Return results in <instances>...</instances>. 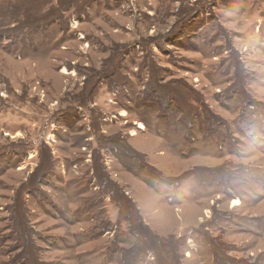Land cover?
<instances>
[{"label": "rangeland", "instance_id": "374dc122", "mask_svg": "<svg viewBox=\"0 0 264 264\" xmlns=\"http://www.w3.org/2000/svg\"><path fill=\"white\" fill-rule=\"evenodd\" d=\"M0 264H264V0H0Z\"/></svg>", "mask_w": 264, "mask_h": 264}, {"label": "bare ground", "instance_id": "6f19581e", "mask_svg": "<svg viewBox=\"0 0 264 264\" xmlns=\"http://www.w3.org/2000/svg\"><path fill=\"white\" fill-rule=\"evenodd\" d=\"M64 71V70H63ZM67 72V71H66ZM140 128H144V125L143 124H140ZM236 204H237V202H236Z\"/></svg>", "mask_w": 264, "mask_h": 264}]
</instances>
